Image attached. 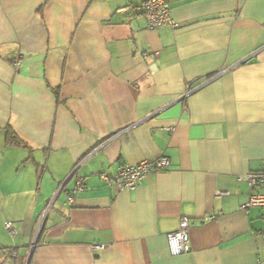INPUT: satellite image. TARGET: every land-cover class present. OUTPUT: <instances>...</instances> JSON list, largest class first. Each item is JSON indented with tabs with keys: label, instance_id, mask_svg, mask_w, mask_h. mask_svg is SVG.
<instances>
[{
	"label": "crops",
	"instance_id": "1",
	"mask_svg": "<svg viewBox=\"0 0 264 264\" xmlns=\"http://www.w3.org/2000/svg\"><path fill=\"white\" fill-rule=\"evenodd\" d=\"M144 2L0 0V264H264V212L242 209L264 161V0H168L180 25L159 30ZM160 157L133 191L99 177Z\"/></svg>",
	"mask_w": 264,
	"mask_h": 264
},
{
	"label": "built area",
	"instance_id": "2",
	"mask_svg": "<svg viewBox=\"0 0 264 264\" xmlns=\"http://www.w3.org/2000/svg\"><path fill=\"white\" fill-rule=\"evenodd\" d=\"M141 14L149 30H159L165 27L177 28L180 25L170 16L168 0H145ZM15 66L17 65L15 64ZM169 165L170 161L165 157H160L154 161L142 160L133 165H123L112 178L103 174L99 177L103 182L113 184L120 190L133 191L141 185L148 175L166 171ZM243 180L251 190L247 203L242 206L243 211L259 208L264 212V161L259 171L249 173ZM83 189V180L78 179L74 188L65 196L66 205L73 206L76 196ZM190 226L189 220L183 217L179 220L177 230L167 234L168 249L171 256H180L189 251ZM5 229L10 234L13 232L9 223L5 224ZM97 248L94 247L93 249L96 250Z\"/></svg>",
	"mask_w": 264,
	"mask_h": 264
},
{
	"label": "trees",
	"instance_id": "3",
	"mask_svg": "<svg viewBox=\"0 0 264 264\" xmlns=\"http://www.w3.org/2000/svg\"><path fill=\"white\" fill-rule=\"evenodd\" d=\"M5 143L13 146L27 147L26 144L17 136V134L8 126L5 130Z\"/></svg>",
	"mask_w": 264,
	"mask_h": 264
}]
</instances>
